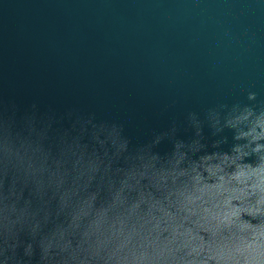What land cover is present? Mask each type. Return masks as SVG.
Masks as SVG:
<instances>
[{"label": "clouds", "instance_id": "obj_1", "mask_svg": "<svg viewBox=\"0 0 264 264\" xmlns=\"http://www.w3.org/2000/svg\"><path fill=\"white\" fill-rule=\"evenodd\" d=\"M0 264H264V100L135 144L94 113L0 103Z\"/></svg>", "mask_w": 264, "mask_h": 264}, {"label": "water", "instance_id": "obj_2", "mask_svg": "<svg viewBox=\"0 0 264 264\" xmlns=\"http://www.w3.org/2000/svg\"><path fill=\"white\" fill-rule=\"evenodd\" d=\"M247 90L264 100V0H0V103L18 114L76 108L135 144Z\"/></svg>", "mask_w": 264, "mask_h": 264}]
</instances>
